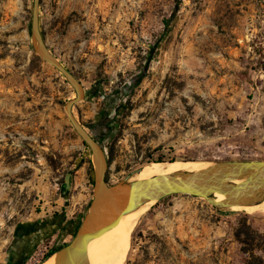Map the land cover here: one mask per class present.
I'll return each mask as SVG.
<instances>
[{
    "label": "rangeland",
    "instance_id": "rangeland-1",
    "mask_svg": "<svg viewBox=\"0 0 264 264\" xmlns=\"http://www.w3.org/2000/svg\"><path fill=\"white\" fill-rule=\"evenodd\" d=\"M31 6L0 0V264L67 244L94 191L64 110L74 91L35 54ZM39 23L84 89L72 112L109 185L156 164L264 160V0H40ZM176 196L137 217L122 264H240L238 224L264 236V207L218 216L198 199L211 226L196 233V206Z\"/></svg>",
    "mask_w": 264,
    "mask_h": 264
},
{
    "label": "water",
    "instance_id": "water-1",
    "mask_svg": "<svg viewBox=\"0 0 264 264\" xmlns=\"http://www.w3.org/2000/svg\"><path fill=\"white\" fill-rule=\"evenodd\" d=\"M39 2L32 0L31 6L29 26L33 50L72 87L75 97L65 104L64 110L72 129L89 149L94 162L92 201L72 239L52 253L54 264H89L87 243L95 232L120 216L169 196L187 195L202 199L218 213H229L236 211L233 210L235 208H249L264 202V160L218 161L197 171H178L145 180L126 178L109 185L105 179L108 163L104 147L85 131L72 112L74 104L83 100L84 89L48 50L40 29ZM140 172V169L135 171L136 174ZM217 195H222L223 200L217 201Z\"/></svg>",
    "mask_w": 264,
    "mask_h": 264
},
{
    "label": "bare ground",
    "instance_id": "bare-ground-1",
    "mask_svg": "<svg viewBox=\"0 0 264 264\" xmlns=\"http://www.w3.org/2000/svg\"><path fill=\"white\" fill-rule=\"evenodd\" d=\"M207 166L208 165L196 162L156 164L152 167L143 168L141 172L136 175L134 180H145L152 176L168 175L178 171H197L206 168ZM216 198L217 201L223 200L222 195H217ZM151 203L152 202H149L137 210L118 217L112 224L95 232L87 243V257L89 264H122L128 246V240H126V238L132 232L137 217L142 214L143 211H146ZM260 206L264 207V202L257 206L243 209L235 208L233 210H243L246 212ZM54 261L55 256H51L43 264H54Z\"/></svg>",
    "mask_w": 264,
    "mask_h": 264
},
{
    "label": "trees",
    "instance_id": "trees-1",
    "mask_svg": "<svg viewBox=\"0 0 264 264\" xmlns=\"http://www.w3.org/2000/svg\"><path fill=\"white\" fill-rule=\"evenodd\" d=\"M152 50L153 48L148 51L146 56V61L148 63L150 62L152 57ZM33 59L38 58L34 56ZM105 179L108 183L107 176L105 177ZM238 225L239 227L236 229L234 237L241 245L240 251L242 252L243 258L240 264H264V257L256 254V252H263L264 254V236L254 232L250 228V226H248L244 222H241ZM51 255L52 253L45 254L43 259L40 260V263L43 264Z\"/></svg>",
    "mask_w": 264,
    "mask_h": 264
},
{
    "label": "crops",
    "instance_id": "crops-1",
    "mask_svg": "<svg viewBox=\"0 0 264 264\" xmlns=\"http://www.w3.org/2000/svg\"><path fill=\"white\" fill-rule=\"evenodd\" d=\"M176 197H182L180 198V202H182L183 204H190V205H195L196 206V233H199V225L202 226V230H208L210 228V222L209 219L206 221L205 219H201V217H199L198 212H204L205 214L210 212V208L208 206H203L204 204H200L199 206V200L196 198H190L189 196L183 195V196H176ZM195 203V204H194ZM201 209V210H200ZM216 213V212H215ZM224 215V213H218V216ZM201 216V214H200Z\"/></svg>",
    "mask_w": 264,
    "mask_h": 264
}]
</instances>
